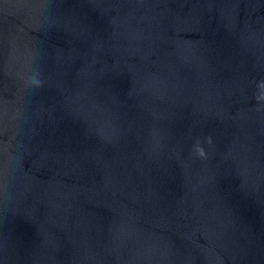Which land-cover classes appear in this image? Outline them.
I'll return each mask as SVG.
<instances>
[{"label":"water","instance_id":"95a60500","mask_svg":"<svg viewBox=\"0 0 264 264\" xmlns=\"http://www.w3.org/2000/svg\"><path fill=\"white\" fill-rule=\"evenodd\" d=\"M0 264H264V0H0Z\"/></svg>","mask_w":264,"mask_h":264}]
</instances>
